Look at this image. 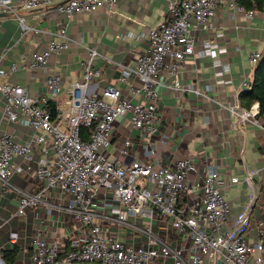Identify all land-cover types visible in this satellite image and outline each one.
I'll return each instance as SVG.
<instances>
[{
    "label": "built area",
    "instance_id": "obj_1",
    "mask_svg": "<svg viewBox=\"0 0 264 264\" xmlns=\"http://www.w3.org/2000/svg\"><path fill=\"white\" fill-rule=\"evenodd\" d=\"M107 1L0 0V9L17 16L23 30L38 31L36 25L27 23L19 9L56 4L57 12L68 20L77 12L96 10ZM168 1L169 17L147 32L151 40L149 47L140 53L134 64H122L121 79L128 84L132 97L114 83L92 89L101 73L96 58L105 56L93 45H86L82 73L68 89L63 87L60 73L47 74L45 84L50 95L66 94L58 106L57 117H53L46 106L47 95H32L21 82L3 81L6 70L0 67L5 116L33 127L35 142L43 144L45 150L49 145L53 148L51 157L35 158L31 142L18 139L12 130L3 131L0 135V181L6 189L18 191V214H24L28 207L44 206L50 213L57 210L69 214L75 222L73 229L78 231L71 237L67 249L57 239H48L41 233L33 235V264H206L207 258H210L209 264L221 261L223 264H264V227L259 228L256 239H251L245 230L260 194L253 170H249L245 178L252 189L251 203L227 225L231 205L214 165L201 180L193 182L190 174L197 171L198 166L191 154L172 162L155 163L145 158L127 162L119 156H111L108 150L115 121L122 115L128 117L135 129L143 131L144 154H154L153 135L160 128V85H167L161 76L169 75V85L178 91L208 95L195 83L183 82L180 78L188 55L218 54V43L213 40L202 41L200 50L196 49L195 25L212 26L221 4L236 7L248 16L256 10L247 9L238 0ZM260 10L264 18V5ZM35 16L40 14L35 13ZM67 20H59L57 37L45 50L32 53L26 64L12 62L10 71L25 66L46 68L50 55L62 53L70 44ZM262 56V51L253 50L250 62L257 65ZM215 61V65L220 66L221 62ZM221 69H229V65L223 64ZM252 82L246 77L243 87L251 88ZM222 105L230 110L234 127L242 129L251 123L264 131V115L258 101L249 107L243 106L239 99ZM84 125L91 128L88 138L81 131ZM160 140H165L164 135ZM134 151V140L127 137L120 154L132 157ZM15 156L23 157L29 164L36 162L35 174L43 181L41 186L28 189L13 182L12 175L17 168ZM53 187L69 194L70 198L52 200L47 193ZM102 192L108 198L100 205L97 197ZM156 217L163 218L172 230L181 234L178 242L173 243L154 229L152 221ZM120 229L139 236L140 240L129 241L118 232ZM16 238V231H12L11 239ZM0 264H7L2 255Z\"/></svg>",
    "mask_w": 264,
    "mask_h": 264
},
{
    "label": "crops",
    "instance_id": "obj_2",
    "mask_svg": "<svg viewBox=\"0 0 264 264\" xmlns=\"http://www.w3.org/2000/svg\"><path fill=\"white\" fill-rule=\"evenodd\" d=\"M19 13L25 15L28 24L36 25L40 30H23L17 16L0 9V67L6 70L2 80L21 82L27 86L30 94L47 95L49 100H55L58 115V106L66 94L62 92L51 96L46 89V76L49 72L60 73L62 85L68 89L82 73L81 61L87 53L86 45L96 46L105 55L96 58L101 73L95 79L92 89L114 83L127 95L134 96L129 92L126 81L121 79L122 64H134L140 53L149 47L151 40L147 32L169 17V1L108 0L98 9L77 12L68 20L57 12L56 4L19 9ZM35 13L40 16L36 17ZM59 20L68 22L69 46L60 54L50 55L46 68L25 66L10 71L12 62L26 64L32 53L47 48L49 42L57 37L55 32L60 26ZM212 21V26L196 24L193 28L197 38L196 49L200 50L202 41L213 40L218 43V54L188 55L180 71L181 81L195 83L208 95L198 96L193 91H178L169 85L170 76L164 73L161 79L167 85H160V128L153 135L155 153L144 154L141 147L143 131L135 129L128 117L122 115L115 121L108 150L111 156H119L127 162L133 158H145L155 163L172 162L191 154L198 166L197 171L190 174L193 182L201 180L207 169L214 165L219 170L221 184L231 205L227 225L251 203L252 189L245 178L248 171L253 170V179L260 194L245 230L251 239H256L259 228L264 227V131L251 123L242 129L234 127L232 114L222 103L240 100V92L246 89L243 87L244 79L247 77L254 80L256 65L250 62L249 56L253 50H260L264 54V18L260 9L248 16L236 7L221 4ZM215 59L221 62L220 66L215 65ZM223 64H228L229 69L222 71ZM6 130L14 131L22 141L31 142L35 158L53 155L52 145L45 150L43 144L35 142L36 130L33 127L24 122L9 120L5 116L4 99L0 93V135ZM163 135L164 141L160 140ZM127 137L134 140L135 151L132 157L120 154V148ZM14 162L17 168L12 180L17 186L34 189L43 184L35 174L36 162L29 164L21 156H15ZM47 196L54 201H67L70 198L69 194L57 187L50 189ZM107 198L105 192H102L97 197L98 204L101 205ZM18 205V191L14 188L6 189L0 181V255L5 258L4 250L16 247L13 264H33L31 241L37 233L48 239H57L66 249L70 248L71 237L78 231L73 229L75 222L69 214L57 210L50 213L44 206L28 207L24 214H18ZM152 225L173 243L181 238V234L172 230L163 218L156 217ZM12 231L17 233L16 240L11 239ZM118 232L129 241L140 240L139 236L123 229ZM209 259L206 264L210 263Z\"/></svg>",
    "mask_w": 264,
    "mask_h": 264
},
{
    "label": "trees",
    "instance_id": "obj_3",
    "mask_svg": "<svg viewBox=\"0 0 264 264\" xmlns=\"http://www.w3.org/2000/svg\"><path fill=\"white\" fill-rule=\"evenodd\" d=\"M246 8L261 9L264 5V0H238ZM240 100L243 106L249 107L254 101L260 103L261 114L264 115V54L255 67V78L252 82V87L244 89L240 92ZM46 106L51 110L53 116L57 115V102L53 99L48 100ZM82 134L85 138L89 137L91 128L88 126L81 127ZM5 258L7 264H13L17 248L5 249Z\"/></svg>",
    "mask_w": 264,
    "mask_h": 264
},
{
    "label": "rangeland",
    "instance_id": "obj_4",
    "mask_svg": "<svg viewBox=\"0 0 264 264\" xmlns=\"http://www.w3.org/2000/svg\"><path fill=\"white\" fill-rule=\"evenodd\" d=\"M229 221H231V220H229ZM231 222H233V221H231Z\"/></svg>",
    "mask_w": 264,
    "mask_h": 264
},
{
    "label": "water",
    "instance_id": "obj_5",
    "mask_svg": "<svg viewBox=\"0 0 264 264\" xmlns=\"http://www.w3.org/2000/svg\"><path fill=\"white\" fill-rule=\"evenodd\" d=\"M254 78H255V75H254Z\"/></svg>",
    "mask_w": 264,
    "mask_h": 264
}]
</instances>
